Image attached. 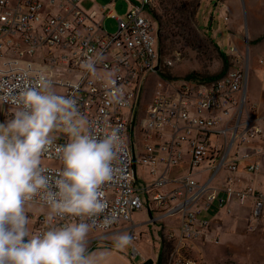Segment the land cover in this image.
Instances as JSON below:
<instances>
[{"label": "built area", "instance_id": "2783aa9c", "mask_svg": "<svg viewBox=\"0 0 264 264\" xmlns=\"http://www.w3.org/2000/svg\"><path fill=\"white\" fill-rule=\"evenodd\" d=\"M126 1L129 8L126 17H121L112 10L113 2L100 10H86L82 0H0V96L10 90L18 94L37 87L44 75L50 91L76 100L91 135L100 137L113 129L119 131L121 142L113 161V179L101 188L107 208L101 217L90 218L93 230L101 235L117 231L146 207L150 212L162 210L163 216L180 214L176 235L187 240L199 234L198 217L213 205L217 195L208 194V185L198 183L190 174L175 178L170 190L163 189L168 182L162 176L140 187L136 184L137 160L155 172L157 164L176 166L188 154L190 168L203 163L211 166V179L222 170L235 172L237 159L228 157L238 156V145L252 140L255 147L261 144L256 154L264 151V100L248 103V59L241 68L229 69L213 79L160 78L138 120L145 144L136 159L130 132L146 79L157 74L159 67V36L152 12L161 0ZM104 11L116 20L113 33L101 25ZM225 52L235 55L239 62L236 46L229 45ZM90 61L94 62V73L83 67ZM257 61L264 78V56ZM116 90L119 99L113 100ZM0 104L18 109L17 104ZM68 142L66 134L53 133V143L42 156V164L51 175L62 168L57 148ZM258 168L254 161L244 166L248 172ZM256 191L236 188L231 176L225 179L226 197L231 194L239 201L247 196L254 198L255 219L264 216V194ZM28 203L45 205L39 196ZM108 215L114 216L115 222L104 227L101 220ZM26 216L33 222V233L43 230L46 215L26 212ZM163 251L156 264H201L180 250Z\"/></svg>", "mask_w": 264, "mask_h": 264}, {"label": "rangeland", "instance_id": "374dc122", "mask_svg": "<svg viewBox=\"0 0 264 264\" xmlns=\"http://www.w3.org/2000/svg\"><path fill=\"white\" fill-rule=\"evenodd\" d=\"M88 1H83L82 5L86 7ZM110 1L112 0H92L96 5L106 4ZM114 1L115 12L121 17H126L129 8L128 1ZM173 1L176 2V7L180 6L179 3H183L188 5L190 11H193L191 26L205 39L206 45L196 47L185 43L183 36L179 35L178 32L181 30L177 27L176 21L180 14L173 9ZM154 12L160 17L161 32L165 35L158 37L159 67L157 74L149 75L146 84L142 88L141 98L136 103L137 117L135 125L138 126L139 118L144 115V109L151 102L159 79H169L167 76H163L162 73L172 76L170 79H181L186 74L194 72L197 75L192 80H202L199 75H212L222 68L223 60L219 51H223L227 56L228 66L226 72L229 69L244 66L249 50L251 69L249 72L248 103L250 104L251 101L260 103L264 100V94L260 92L262 91L260 83L256 86L252 82V75L260 72L257 59L264 56V0H162L159 6L154 9ZM210 16H212L211 20ZM226 16L228 20H225ZM101 24L108 33L116 31L117 24L113 18L104 17ZM156 26L159 32L158 23ZM231 44L238 49L239 62L235 61V55H228L225 52ZM10 110H12L11 107L0 104V124H6L12 117L9 113ZM141 140L144 142L143 137ZM252 142L254 141L251 140L238 145L236 148L237 158L228 157L229 160L237 159V170L235 172L219 171V174L214 177L215 181L212 186H208L207 193L215 194L217 198L209 210L207 209L208 212L203 210L204 215L208 219L211 218L209 221H200L199 219L202 217L199 215L198 222L201 223L199 234H194L187 240L179 239L174 230L180 224V214L178 213L172 215V222L173 224L176 223L174 229L168 230L167 234H162L161 227L163 224L160 222L161 217H163L162 210H153L151 216L155 218L151 222L155 223L150 225L152 230H147L149 226L137 227V235L133 236V242L135 243L133 246L130 245L124 250L116 249L114 241L121 233L111 231L101 235L100 232L91 229L88 234V251L97 257L100 253H105L99 264H144L149 259L157 261L159 251L162 250L160 244L163 239V245L165 244L163 250H180L182 255L192 259L195 257V259H198L197 262L201 264H264V216L261 214L256 219L253 217L254 198L247 196L243 201H239L233 195L229 194V197H226L227 195L223 193L225 179L231 176L232 184L237 182L236 188L251 187L254 191L257 190L264 194V151L262 154H256L255 150L259 146L255 147V142ZM243 153L250 154L241 157L240 155ZM259 159L261 164L258 172H248L244 169L246 163ZM201 170L205 172L204 176L206 178L212 172L211 166L203 163L198 167H193L192 173L197 174ZM247 180L249 184L243 186V183H246ZM239 182L240 184L243 182L242 186L238 185ZM256 186L263 191L258 190ZM199 207H202V203L199 204ZM26 209L34 215H47L49 211L47 206L36 203H28ZM145 213H147L145 207L136 212L133 215L134 221H143ZM33 227V222L30 221L29 229L32 233ZM132 248L137 249H134V252H137L136 254L132 255Z\"/></svg>", "mask_w": 264, "mask_h": 264}, {"label": "clouds", "instance_id": "9594fccd", "mask_svg": "<svg viewBox=\"0 0 264 264\" xmlns=\"http://www.w3.org/2000/svg\"><path fill=\"white\" fill-rule=\"evenodd\" d=\"M83 67L95 72L92 61ZM49 88L48 77L42 75L37 87L0 96V103L18 105L13 118L0 124V264H99L105 253L97 257L88 251L94 227L89 220L107 208L101 188L113 179L121 138L116 129L91 135L76 100ZM118 91L113 100L119 99ZM57 131L69 142L57 148L62 168L51 175L42 156ZM37 196L49 211L43 230L32 233L26 205ZM114 222L111 215L101 220L104 227ZM132 243L130 234L121 233L114 247L124 250Z\"/></svg>", "mask_w": 264, "mask_h": 264}, {"label": "crops", "instance_id": "0c3cea01", "mask_svg": "<svg viewBox=\"0 0 264 264\" xmlns=\"http://www.w3.org/2000/svg\"><path fill=\"white\" fill-rule=\"evenodd\" d=\"M83 1L85 2V0H82V3H83ZM110 2H113V6H112V10L114 11V13L115 14H117L116 12H115V10H114V3H115V1L114 0H112V1H110ZM110 2H108V3H110ZM107 4V3H106ZM102 5H105V4H102ZM102 5H99V4H94V2H92V0H89L88 2H87V5H86V7H84L83 5V8L84 9H86V10H91V9H96V10H100V7L102 6ZM118 15V14H117ZM104 17H110V18H113V17H111V16H109V15H107L106 14V11H104L103 12V16H102V18L100 19V21H101V23H102V19L104 18ZM114 19V18H113ZM115 20V19H114ZM116 21V20H115ZM102 25V24H101ZM235 46V45H234ZM237 48V47H236ZM237 53H238V49H237ZM249 50H248V53H247V57H246V59H248V62H249V67H250V64H251V59H249ZM261 57V56H260ZM260 68V72H258V74L256 73H254L253 75H252V82L257 86V84L258 83H260V88L262 89V91H260V92H262L261 94H264V78H263V69H262V67L261 66H259ZM251 69V68H250ZM250 69H249V72H250ZM253 73V72H252ZM68 75L69 76H71V73H68ZM250 75H251V73H250ZM248 85H249V76H248ZM245 95L246 96H249V86L247 87V90H246V92H245ZM261 99H263V98H261ZM15 110L14 109H12V110H10V112L9 113H11V118L9 119V120H11L12 118H13V112H14ZM8 120V121H9ZM142 137L144 138V142H142ZM130 141H131V143H132V145H133V147H134V152H135V156H136V159L138 158V156H139V154L143 151V147H144V144H145V137H144V134L140 131V129L138 128V126L137 125H134L133 126V129H132V131L130 132ZM260 146V145H259ZM262 146H264L263 145V143H262ZM261 146V147H262ZM183 148H186V146L184 145V147ZM263 152H261V153H259V154H262ZM258 156V155H257ZM254 162H258V165H260L261 163H260V159L259 160H253ZM135 168H136V184L138 185V186H140V187H142L145 183L146 184H148V183H150L151 181H153V180H155V179H157L158 177H160V176H162V177H165L166 178V180H167V182L168 183H166L165 184V186L163 187V189H165V190H170L171 189V187L173 186V181H174V179L175 178H177V177H179V176H182V175H185V174H190V176L194 179V180H196L198 183H205L206 185H211L212 186V184H213V182L215 181V179L213 178V179H211V177H210V175H208V177L206 178L204 175H205V172L204 171H200V172H198L197 174H195V173H192V167L190 168V159H189V155L187 154H185L184 155V158H183V161L180 163V164H178V165H176V166H173V167H168V168H166V167H164L163 166V164H157L156 165V171L155 172H151V166L150 165H145V164H140L139 162H138V160H137V163H136V166H135ZM259 168H260V166H259ZM147 169V170H146ZM255 172H258V170L257 171H255ZM252 174V173H251ZM199 175V176H198ZM238 178V177H237ZM251 181L253 180V179H250ZM243 183V182H242ZM242 183L240 184V182H239V184L238 185H240V186H242ZM255 183H256V181H255ZM244 184H249L248 183V180L246 181V183H243V186H244ZM233 185L234 186H236L237 185V182H235V183H233ZM256 188L258 189V190H260V191H263V190H261V189H259L257 186H256ZM146 208V207H145ZM147 209V208H146ZM209 210V209H208ZM208 210H207V212H208ZM141 211V210H140ZM137 212H139V211H137ZM136 213V212H135ZM134 213V214H135ZM133 214V215H134ZM151 214H153V212H150L148 209H147V213H145V217H144V219H143V221H141V222H135L134 221V219H133V215H132V220L131 221H129V222H127V223H123L122 225H120V229H118L117 231H113L114 233H122V232H126V233H129L130 235H132V234H134V235H137V232H136V229H137V227L139 228V227H146V226H149V227H147L148 229V231L152 228V226H150L152 223L154 224L155 222H151V221H153L154 220V218L155 217H152L151 216ZM205 214V212H203L202 211V214H200V216L202 217V218H200L199 220L200 221H203V222H207V221H209L211 218H207L206 217V215H204ZM199 216V217H200ZM173 217L172 216H163V217H161V223L163 224V226L161 227V229H162V234H167L168 233V230H171V229H174V226L176 225V223L175 224H173V219H172ZM177 221H178V219H176ZM180 221V220H179ZM152 224V225H153ZM179 224V223H178ZM167 225V227H165ZM178 226L179 225H177L176 227H175V232L177 233V228H178ZM131 227V228H130ZM131 229H132V233H131ZM122 231V232H120V231ZM152 230V229H151ZM135 243L133 242V244H132V246L134 245ZM160 247H161V244H160ZM132 250H133V253H132V255L133 254H136L137 252H134V248H132ZM151 259H149L148 261H146L144 264H152V263H155L156 264V261H154V260H151V262L149 263V261H150Z\"/></svg>", "mask_w": 264, "mask_h": 264}, {"label": "trees", "instance_id": "16d2710c", "mask_svg": "<svg viewBox=\"0 0 264 264\" xmlns=\"http://www.w3.org/2000/svg\"><path fill=\"white\" fill-rule=\"evenodd\" d=\"M160 2H162V0ZM172 4H173V9L175 11H178L180 14V17H178L176 24H177V27L179 28V30H181V31H178L179 35L183 36L185 43L190 45V46H196V47H201L203 45H206L205 39L200 36V34L197 32V30L193 26H191V18L193 15V11L189 10V8L187 7L188 6L187 4L179 3L180 4V6L178 5L179 7L175 6L176 2H174V1L172 2ZM152 14H153L154 18L157 20L158 27H159L158 34H159V38H160L162 35L163 36L165 35V33L161 32L162 29L160 28V26L162 23L160 21V17L155 12H152ZM215 46L217 47V45H215ZM219 53H220L222 60H223L222 68L220 69V71H218L217 73L212 74V75H199L202 80L213 79V78L219 77L222 74H224V72L228 66V60H227V56L225 55V53L223 51H219ZM162 75L167 76V78H172V76H170V75H165L163 73H162ZM195 75H197V74L193 72L190 74H186L184 78L192 79ZM205 211H207V210H205ZM163 242H164V240L162 239L161 240V247L162 248L165 246V244L163 245ZM163 252L164 251L160 249L159 254H160L161 258H162Z\"/></svg>", "mask_w": 264, "mask_h": 264}, {"label": "water", "instance_id": "95a60500", "mask_svg": "<svg viewBox=\"0 0 264 264\" xmlns=\"http://www.w3.org/2000/svg\"><path fill=\"white\" fill-rule=\"evenodd\" d=\"M212 19V16H210V20ZM25 242H26V237L24 238ZM151 262V260L149 261V263Z\"/></svg>", "mask_w": 264, "mask_h": 264}, {"label": "bare ground", "instance_id": "6f19581e", "mask_svg": "<svg viewBox=\"0 0 264 264\" xmlns=\"http://www.w3.org/2000/svg\"><path fill=\"white\" fill-rule=\"evenodd\" d=\"M225 18H226L225 20H228V17H227V16H226ZM134 249H136V248H134ZM136 250H137V249H136Z\"/></svg>", "mask_w": 264, "mask_h": 264}]
</instances>
